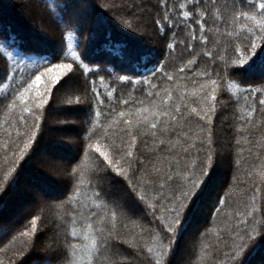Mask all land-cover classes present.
<instances>
[{
  "label": "trees",
  "instance_id": "1",
  "mask_svg": "<svg viewBox=\"0 0 264 264\" xmlns=\"http://www.w3.org/2000/svg\"><path fill=\"white\" fill-rule=\"evenodd\" d=\"M84 1L87 6L90 5L93 16L100 19L96 24L81 7ZM25 3L36 5L42 20L50 26V30L44 32L45 37L36 35L32 30L33 20L31 21L24 12V16L18 13L22 12L20 10H23ZM154 4L155 0H0V46H3L7 52L14 53V60L18 62L16 67L19 68L13 80L5 81L9 89L16 87L23 80H30L33 73L38 70L43 71V68L39 66L44 63L45 58H50L52 63L72 62L70 55L72 51L77 52L89 67L106 69L99 74L105 77L103 84L99 81V75L85 77L78 69L67 74L65 85L59 90L54 89L50 94L49 103L42 110L43 115L37 136L21 160H16L11 147L5 149L4 145L13 146L12 141L15 140L22 147L23 140L27 138L24 130L32 128L35 123L34 117L29 113H23L19 108L9 110L0 103V179L9 167H14L19 173L18 181L12 189L6 194H0V241H3L0 243V261H3V264H46L49 259L52 264H57L53 256L56 239L58 236L62 237L63 221L73 213V210L85 204L89 207L95 206L94 210L98 215L105 214L103 201L94 200L88 189L91 171L99 161L96 159L98 153L87 148V145L98 139L102 145L121 144L122 139L130 142V138L125 133L127 125L124 121L136 118L137 107L151 109L153 99L157 103L160 102V98L155 96L147 97L146 90L139 85L138 90L132 91L130 84L114 80V75H130L133 80L151 79L153 66L167 61L165 71L172 74L174 80L171 82L166 81V78L152 80L157 84L156 91H161V97L164 95L163 89H170L173 95L171 103L173 106L175 103H180L181 110L186 115L191 112L192 107L202 111L205 106H211L209 102H202L200 99L204 93L200 92L199 85L205 82L204 79L193 77L191 71L178 73V68L181 66L179 59L175 70L173 69L170 57L172 55L179 57L182 49L177 46L174 53L169 52L167 44L171 41L161 37L154 22L158 18ZM136 14L138 20L146 23L145 27L153 33V44L147 45L148 47L138 46L132 41L138 37L128 23L132 15ZM25 19L32 25L31 29L21 21ZM126 20L127 23H125ZM70 32L73 34L71 49L68 48L67 39ZM52 33L56 39L55 49L47 41L53 36ZM218 39L221 41V47L227 48L228 56H231V48L227 45L228 38L218 37ZM232 39H235V35ZM236 42L239 43V41ZM208 47L213 51L216 50L212 43ZM62 48L64 58L59 59L57 57ZM6 63L11 64L12 61L0 52V69H3ZM233 67L236 66L233 65ZM215 71L220 73V77L213 76L218 79L220 87L216 94V112L212 116L213 162L209 176L202 185V191L194 197L195 206L191 208L186 222L174 241L171 264H174L177 247L194 214L201 209L206 194L210 193L214 184V191L210 196L208 194L207 204L203 206L205 207L202 214L203 223L197 224L200 226L194 230V234L188 241L191 242L189 251L185 253V258L183 256L180 258L183 262L184 259L186 260L185 264H222L223 254L229 251L225 242L230 244L235 238L234 233L230 235L229 230L234 228L238 220L243 219L237 213L244 212L246 204L251 205L252 192L256 187L259 186L261 191H264V114L257 112L252 122L247 125H243L239 119L241 114L247 115L249 111L247 105L251 103L250 98H245L242 89L260 87L258 83L251 82L259 81L262 74L259 71L244 72L237 78L235 75L226 74L222 64L216 67ZM241 79L244 83L240 82ZM193 80L196 81L195 84ZM91 81H96L95 85L91 84ZM230 84L232 87H229ZM93 86L99 89L104 105L98 107L94 105L91 91ZM113 88L116 89L114 97H108L107 92ZM5 91L4 85H0V96H3ZM181 96L184 97L183 100H180ZM124 99L129 100L128 105L120 103ZM69 100L72 103H69ZM141 100L144 102L143 105L139 103ZM90 108L93 111L91 118ZM66 111L80 112L75 119L73 118L74 124L67 127L73 132L70 137L56 134L55 131H61V129L47 123L51 116H55L56 120L67 122L63 115ZM97 111L100 112L99 117L95 116ZM120 111L126 113L130 111L133 115L120 117L118 115ZM21 116L24 117L25 123L20 122ZM188 119L189 123H185L167 136L158 134L157 138H153L151 135H138L134 155L144 161L143 167L147 174L143 180L153 182L159 179L152 173V164L167 168L171 161L173 173L183 174L188 170L185 165L190 167L192 160H196L199 164L204 158L206 149L199 150L204 137L199 127L204 124V121H200L195 114L189 115ZM50 131L54 132L50 133ZM93 131H95L94 135ZM18 132L21 135L18 136ZM134 132L138 133V130L134 129ZM69 138L76 143L73 153L65 151V148L69 146L65 141ZM155 139H166L170 142L160 146V151H151ZM190 145L194 147H189ZM185 148L188 149L187 153L184 152ZM39 149L60 155L69 154V161L64 170L65 179L58 184L54 182L57 186L51 185L49 179L43 176V168L35 164V155ZM168 149L171 151L169 152ZM165 156L169 157V160H164ZM176 160L180 161L179 166ZM220 162L224 164L221 168ZM72 169L83 173L84 183L81 185L78 197L73 196L72 193H68V197L65 195L68 192L69 173ZM27 179H30L39 190L51 192L52 195L48 198L37 195V198L31 193L23 192L22 185L26 184ZM119 179L105 178L102 186L105 192L111 193L109 200L115 196L113 190H120L119 193L117 191L118 194L126 195L130 202L125 204L134 215L131 218H125L118 213L116 220L113 221L109 211L105 227L112 231V235L116 238L114 244L119 245L120 248H127L123 241L152 246V235L142 230L150 227L151 217L140 219L143 215L142 206L134 204L125 185L117 182ZM256 206L264 210V203L259 193ZM137 210L140 212L137 213ZM256 214L259 216L260 212ZM33 217L37 218L34 246L26 254L21 255L24 242L28 238L20 237L19 232L25 227L30 228V220ZM75 227L78 233L86 230L84 223H78ZM12 236H16V239L12 240ZM84 243L87 244L88 241ZM78 256L86 261L87 251L82 250ZM244 259L245 264H264V241L257 243Z\"/></svg>",
  "mask_w": 264,
  "mask_h": 264
},
{
  "label": "snow or ice",
  "instance_id": "2",
  "mask_svg": "<svg viewBox=\"0 0 264 264\" xmlns=\"http://www.w3.org/2000/svg\"><path fill=\"white\" fill-rule=\"evenodd\" d=\"M154 7L158 16L154 22L159 34L171 41L167 44L169 52L174 53L177 46L182 49L179 57L176 55L170 57L173 69L175 70L179 59L181 66L178 68V73L191 71L193 77L204 79L205 82L199 85L200 92L204 93L200 99L202 102H209L211 106H205L202 111L192 107L191 112L186 115L182 112L180 103H175L174 106L171 103L173 95L170 89H163L164 95L161 97V91H156L157 84L152 80L157 78L162 80L166 78L168 82L174 80V76L165 71L167 61L153 66L151 79L133 80L130 75H114V80L130 84L132 91L138 90L139 85L146 90L147 97L155 96L160 98V102L157 103L153 99L151 109L137 107L136 118L124 121L127 125L125 133L130 138V142L122 139L121 144L101 145L98 139L87 145V148L98 153L96 159L99 161L91 171L88 189L94 200L103 201L105 214L98 215L94 210L95 206L89 207L85 204L73 210V213L63 221L62 237L58 236L56 239L53 256L57 264H171L174 241L186 222L191 208L195 206L194 197L202 191V185L209 176L213 162L212 116L216 112V94L220 87L218 79L213 78L214 75L220 77V73L215 71L216 67L222 64L226 74L235 75L237 78L244 72L259 71L262 74L261 79L251 83H258L260 87L242 89L245 98H250L251 103L247 105L249 108L247 115L241 114L239 119L243 125H247L252 122L257 112L264 114V0H155ZM234 35L235 39H232ZM218 37L228 38L227 45L231 48V56H228L227 48L221 47ZM67 39L68 48L71 49L73 40L71 32ZM210 43L213 44L215 51L208 47ZM0 52L12 61L11 64L6 63L5 67L0 69V85H4L6 89L5 94L0 96V103L9 110L19 108L23 113L31 114L35 121L32 128L24 133L27 138L23 140L22 147L15 140L12 141L13 146L4 145L5 149L11 147L16 160H21L37 136L43 115L42 110L49 103L50 94L54 89L59 90L65 85L67 74L78 69L87 77L99 75L106 69L89 67L77 52L72 51L70 54L72 62L52 63L50 58H45L44 63L39 66L43 68V71L38 70L33 73L30 80H23L16 87L9 89L5 81L15 78L16 73L19 72V68L16 67L18 62L14 60V53L7 52L3 46H0ZM57 58H64L63 48ZM109 75L112 74L109 73ZM104 79L103 75H99L101 84L104 83ZM240 82L244 83L242 79ZM90 83L95 85L96 81ZM193 83L195 84L196 81L193 80ZM229 87L232 85L230 84ZM91 91L94 105L97 107L104 105L99 89L93 86ZM115 92L116 89L113 88L107 92V96L114 97ZM183 99L184 97L181 96L180 100ZM69 103L72 101L69 100ZM120 103L128 105L129 100L124 99ZM139 103L143 105L144 102L141 100ZM191 114H195L200 121H204V124L199 127V131L204 133L199 149L200 151L206 149L204 158L199 164L196 160H192L190 167L185 165L188 170L183 174L173 173L171 161L167 168L152 164V173L159 179L153 182L143 180L147 174L143 167L144 161L134 155L138 135H151L153 138H157L158 134L167 136L185 123H189L188 116ZM92 115L93 111L90 108V118ZM118 115L131 117L133 113L120 111ZM95 116L99 117L100 112H95ZM20 122L25 123L23 116L20 117ZM134 129H137L138 133L134 132ZM92 134L94 135L95 131ZM17 135L21 133L18 132ZM168 142L170 141L166 139H155L151 151H160V146ZM168 151L170 152L171 149ZM184 152L187 153L188 149L185 148ZM163 159L169 160V157L165 156ZM176 164L179 166L180 161L176 160ZM18 177L17 170L9 167L0 179V194L10 191L17 183ZM69 178L70 184L65 195L68 197V193H72L73 196L78 197L81 185L84 183L83 173L72 169ZM105 178H120L117 182L125 185L134 204L142 206L143 215L140 219L151 217L150 227L142 230L152 235V246L129 241H123L127 248H120L119 245L114 244L116 238L112 235V231L105 227L108 212L110 211L113 221L116 220L118 213L125 218H131L134 213L120 199H108L111 193L105 192L102 186ZM258 193L264 203V191H261L258 186L252 192L251 205L246 204L245 211L237 213L243 219L238 220L234 228L229 230L230 235L234 233L235 238L230 244L225 242L229 251L223 254L222 264H245L244 257L251 253L257 243L264 241V210L256 206ZM257 212H260L259 216ZM78 223H84L86 230L78 233L75 227ZM36 232L37 218L33 217L30 220V228L25 227L19 232L20 237L28 238L24 242L21 255L26 254L34 246ZM15 239L16 236H12V240ZM84 241L88 243L85 244ZM82 250L87 251L86 261L78 256ZM0 264H3V261H0ZM46 264H52L51 259L47 260Z\"/></svg>",
  "mask_w": 264,
  "mask_h": 264
},
{
  "label": "rangeland",
  "instance_id": "3",
  "mask_svg": "<svg viewBox=\"0 0 264 264\" xmlns=\"http://www.w3.org/2000/svg\"><path fill=\"white\" fill-rule=\"evenodd\" d=\"M24 1V0H22ZM84 5H82L81 7H83V9L85 10L86 14H89L91 19H93V23L96 24V22H99L100 19L97 17H94L92 12H91V8L90 5L87 6V3L84 1L83 2ZM138 4V3H137ZM39 8L36 7V5H34L33 3H25L23 4V10L21 9L20 11L22 12H18V13H22L21 15L24 16V14H26L29 19L34 23V26L30 25L29 22H27V20H21L25 26H28V28H30L32 26V30L36 33V35L38 36H42L45 37L44 32L47 30H50V26L45 23L40 14H39ZM24 12V14H23ZM136 13V12H135ZM78 16V15H76ZM132 19L129 21L128 24L131 25L132 31L135 32L137 34V39L134 38L135 43H137L138 46H142L145 47L147 45H152L153 41H154V36L153 33H151V31H149V29H147L145 27L146 23H142L138 20L137 14L136 15H132ZM84 17V16H82ZM32 18V19H31ZM127 21V20H126ZM26 22V23H25ZM27 24V25H26ZM31 29V28H30ZM43 31V32H42ZM53 35V33H52ZM45 40H47L45 38ZM48 43L50 44V46L55 49L54 46H56V39L53 36H51L50 39L47 40ZM148 47V46H147ZM44 78L42 77V82H43ZM80 112H63V115L65 116V118L67 119V122H63V121H59L58 119L56 120L55 116H51V118L48 120L47 123H49V125H51L52 127L55 128H59L61 129V131H55L56 134H60L61 136H68L70 137L71 135H73L71 128H67L69 127V125L74 124V122L72 121L73 118L75 119L76 116L79 115ZM71 118V119H70ZM51 127V128H52ZM24 127H22L23 129ZM75 128V127H74ZM28 129H25L24 131H27ZM52 130V129H51ZM74 131V130H73ZM54 131H50V133H52ZM65 143H67L69 146H67V148H65V151H68L67 153H73V150L76 146L75 140H73L72 138H69L68 141H65ZM102 145V144H101ZM48 160V162H46ZM69 161V154L65 155V154H59V153H52L51 151H43V150H37V153L35 155V164H37V167H42L43 168V176L49 179V182L52 183L51 185H55V183H61L64 181L65 179V174H64V170L66 168V164ZM39 165V166H38ZM224 164L223 163H219V167H223ZM30 179H27L25 182V185H22V190L25 193H28L31 195H35V197H37V195H39L42 198H48L49 196H51V192H43L41 190H39L36 185L34 183L31 182ZM55 182V183H54ZM54 183V184H53ZM217 185V184H216ZM57 186V185H55ZM119 188V185L117 186ZM212 189L210 190L209 196L211 195V192L214 191ZM53 190V189H52ZM115 196H113V198H117L120 199L123 203L126 202H130V199L122 194H118L120 190H113ZM208 194H206L205 196V200H203V205L201 207L200 210L197 211L196 214H194L193 216V220L191 221L188 229L185 231L184 237H182L183 239L180 241L179 246L177 247V254L175 255V259H174V264H185L186 260L184 259V262L181 261V257L183 256L185 258V253H187L189 251V245L191 242L190 241V237L194 234V230L200 226L197 225L198 223H203V212L205 207H203L204 205L207 204V200L208 199ZM38 198V197H37ZM17 203V202H15ZM11 207H14L15 205H10ZM13 210V209H12ZM140 210H137V213H139ZM198 221V222H197Z\"/></svg>",
  "mask_w": 264,
  "mask_h": 264
}]
</instances>
